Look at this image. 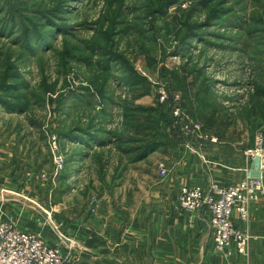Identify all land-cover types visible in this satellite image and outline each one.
Masks as SVG:
<instances>
[{"label": "rangeland", "instance_id": "rangeland-1", "mask_svg": "<svg viewBox=\"0 0 264 264\" xmlns=\"http://www.w3.org/2000/svg\"><path fill=\"white\" fill-rule=\"evenodd\" d=\"M224 160L264 174V0H0V223L58 240Z\"/></svg>", "mask_w": 264, "mask_h": 264}, {"label": "crops", "instance_id": "crops-1", "mask_svg": "<svg viewBox=\"0 0 264 264\" xmlns=\"http://www.w3.org/2000/svg\"><path fill=\"white\" fill-rule=\"evenodd\" d=\"M210 163L213 165L206 168L201 162L191 166L197 172V185L205 190L212 181L227 183L244 174L245 167L231 170L225 160L218 165ZM1 183L0 198L22 197ZM171 186H165L164 193L155 198L138 199L131 207L111 206L93 215L57 218L55 225L62 232L58 240L57 230L55 236L43 234L46 226L35 232L51 245L62 239L60 248L71 264H264V200L249 207L244 221L233 210V218L255 238L244 254L235 250L229 253L214 248L208 213L181 211ZM2 208L16 211L15 204H0ZM21 224L25 225L22 220Z\"/></svg>", "mask_w": 264, "mask_h": 264}, {"label": "built area", "instance_id": "built-area-1", "mask_svg": "<svg viewBox=\"0 0 264 264\" xmlns=\"http://www.w3.org/2000/svg\"><path fill=\"white\" fill-rule=\"evenodd\" d=\"M164 169L161 170V173ZM264 198V174L248 175L227 186L216 183L208 189L183 186L176 196L178 207L187 212L202 210L209 215L214 248L234 249L244 254L253 238L232 220H246L251 204ZM264 239V234L261 236ZM0 264H70L61 250L49 244L41 233L23 230L11 222L0 223Z\"/></svg>", "mask_w": 264, "mask_h": 264}]
</instances>
